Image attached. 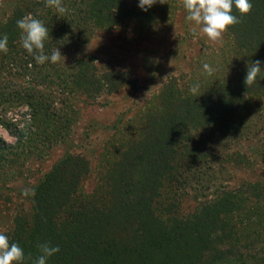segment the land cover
I'll return each instance as SVG.
<instances>
[{
	"label": "rangeland",
	"instance_id": "374dc122",
	"mask_svg": "<svg viewBox=\"0 0 264 264\" xmlns=\"http://www.w3.org/2000/svg\"><path fill=\"white\" fill-rule=\"evenodd\" d=\"M166 2L143 11L139 0H62L68 12L60 16L46 0H0V36L18 10L22 17L31 13L49 29L44 53L59 48L65 57L37 64L22 47L21 33L8 42L7 54L0 52V104L10 109L0 122V140L11 146L21 137L30 142L20 156L7 157L19 161L14 175L0 178L14 201L5 208L1 230L16 213H31L23 189L37 186L59 165L78 173L75 205L104 200L122 158L152 132L149 122L173 124L183 105L199 102L210 86L236 73L234 36L227 31L215 44L194 36L180 0ZM184 131L171 169L157 181L154 216L163 227L190 223L209 250L196 260L176 250L177 264H264V96L253 98L237 133ZM254 188L261 189V200ZM226 193L243 200L226 232L197 226V217ZM131 256L136 264L138 252Z\"/></svg>",
	"mask_w": 264,
	"mask_h": 264
},
{
	"label": "trees",
	"instance_id": "16d2710c",
	"mask_svg": "<svg viewBox=\"0 0 264 264\" xmlns=\"http://www.w3.org/2000/svg\"><path fill=\"white\" fill-rule=\"evenodd\" d=\"M250 2L253 9L247 16L241 18L233 9L241 22L228 30L235 38L236 73L210 86L199 102L183 105L176 112L179 117L174 118L173 124L149 122L152 132L147 133L142 142H134L128 155L122 158V170H114L115 186L104 200L75 205V175L78 173H68L59 165L31 188L36 193L34 197H26L31 204V213H16L12 225L1 230L5 225L2 220L5 208L14 201L10 196L13 190L6 185L0 186V233L6 234L10 243H18L23 248L24 264H32L40 255L38 245L43 243L60 248L46 264H133L131 255L137 252L136 264H166L165 258H171L170 264H177L180 256H174L176 250L191 260L208 252L206 237L201 232H194L190 223L180 221L172 228L163 227L164 223L154 216V195L157 194V181L171 169L174 148L185 137L184 128L237 133L241 117L248 111L253 98L264 96V0ZM22 15L18 10L12 27L3 34L8 36V42L19 36L16 22ZM257 60L261 61L262 72L257 82L247 88L243 82L247 66ZM3 107L0 104V122H4L3 118L10 110ZM29 143L22 137L12 146L0 140L2 180L8 171L14 175L13 167H18L15 165L19 163L7 158L8 155L20 156L24 153H19L20 149L30 147ZM117 173L120 177L116 178ZM67 175L71 177L70 181H67ZM252 192L258 200L262 199L261 189L254 188ZM241 201L236 194L226 193L197 217V226L226 232L230 223L227 219L241 209ZM137 245L139 249L136 250Z\"/></svg>",
	"mask_w": 264,
	"mask_h": 264
},
{
	"label": "clouds",
	"instance_id": "9594fccd",
	"mask_svg": "<svg viewBox=\"0 0 264 264\" xmlns=\"http://www.w3.org/2000/svg\"><path fill=\"white\" fill-rule=\"evenodd\" d=\"M157 2L164 4L166 0H139V8L148 11ZM180 4L187 12L186 20L192 25L193 35L203 34L207 40L213 44L223 40L224 34L241 20L233 14L235 8L240 17L251 13L253 5L250 0H180ZM46 7L53 8L60 16L65 15L68 9L63 6L62 0H46ZM17 27L20 30L22 47L34 57L37 64L43 65L46 62L57 64L60 62L61 51L59 48L53 49L50 56L44 53V42L49 37V29L45 24L33 17L31 13L17 20ZM8 36L5 34L0 38V52H8ZM65 58V57H64ZM204 71L212 75L214 69L208 64L203 65ZM261 61L251 62L247 66V73L244 84L247 88L257 82V77L261 74ZM192 94H197L198 86L190 89ZM35 190L25 188L22 191L24 197L35 196ZM40 255L36 257L32 264H46L47 259L60 251L58 246H51L49 243L38 245ZM25 253L18 243L9 241L6 234L0 233V264H24Z\"/></svg>",
	"mask_w": 264,
	"mask_h": 264
}]
</instances>
